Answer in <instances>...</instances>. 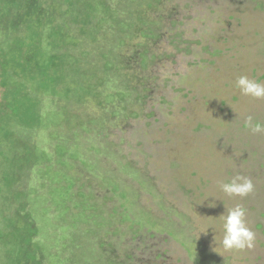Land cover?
Masks as SVG:
<instances>
[{"label": "rangeland", "instance_id": "374dc122", "mask_svg": "<svg viewBox=\"0 0 264 264\" xmlns=\"http://www.w3.org/2000/svg\"><path fill=\"white\" fill-rule=\"evenodd\" d=\"M158 2L160 11L137 3L142 17L157 26L135 27L136 35L122 49L133 80L114 46L108 43L104 50L111 70L101 74L102 85L111 83L119 104L91 102L85 109L94 119L89 124L65 104L44 110L54 118L48 132L58 128L64 139H57L58 154L81 157L67 164L73 166L75 189L100 203L106 219L105 226L86 234L84 224L75 222L81 214L68 209L71 193L61 189L65 182L57 176L51 183L57 193L49 187L39 195L41 229L50 219L60 227V248L47 264H108L90 238L95 232L99 242L113 245L109 255L117 260L111 264H264V135L243 127L248 115L264 123V100L241 96L235 87L241 75L264 83V0ZM178 11L181 15L172 17ZM142 55L147 69L140 66ZM126 98L136 103L127 107ZM77 127L88 131L80 145ZM134 144L139 151L132 150ZM237 174L254 185L244 199L229 198L219 187ZM237 204L246 209L254 246L225 252L219 216ZM79 234L89 241L77 249Z\"/></svg>", "mask_w": 264, "mask_h": 264}, {"label": "trees", "instance_id": "16d2710c", "mask_svg": "<svg viewBox=\"0 0 264 264\" xmlns=\"http://www.w3.org/2000/svg\"><path fill=\"white\" fill-rule=\"evenodd\" d=\"M141 1L144 7L160 11L159 0H0L1 264H47L52 253L58 252L60 227L51 225V219L46 228L39 225V195L44 188L56 191L57 184L51 183L57 176L65 182L61 189L71 193L68 209L81 214L75 219L76 224L82 222L86 234L92 227L105 226L102 205L87 201L69 176L73 167L68 168L69 161H79L81 157L66 159L58 154V128L48 132L54 118L47 117L44 110L48 107L55 110L53 104H65L75 117L89 124L94 119L85 113L88 104L104 105L109 99L120 103L115 97L119 92L111 83L102 85L101 74L111 70L104 50L108 43L114 46L123 59V65L119 64L127 72L128 81L133 80L131 61L121 53L136 35V29L152 23L142 17L137 5ZM166 14L159 16L164 18ZM178 15L179 11L172 13V17ZM172 25L175 27L177 21H172ZM149 30L146 27L141 34L147 36ZM91 53L96 56L90 58ZM143 57L140 56V66L147 69L149 61ZM124 101L127 107L136 103L130 98ZM87 132L77 127V144L83 142ZM132 150L139 151V147L134 144ZM53 155H58L54 162ZM42 177L43 186L39 185ZM90 238L107 254L108 264L117 260L109 255L113 245L109 248L99 242L96 232ZM88 241L86 235L79 234L75 247L80 249ZM82 259L79 254L78 262Z\"/></svg>", "mask_w": 264, "mask_h": 264}, {"label": "clouds", "instance_id": "9594fccd", "mask_svg": "<svg viewBox=\"0 0 264 264\" xmlns=\"http://www.w3.org/2000/svg\"><path fill=\"white\" fill-rule=\"evenodd\" d=\"M235 87L241 96L264 100V83L250 79L247 75L239 76L235 81ZM243 127L252 135H264V123L254 119L252 115L244 118ZM219 187L229 198L244 199L254 191L251 178L240 174H237L230 182H221ZM209 206L215 207L216 205L210 204ZM219 218L222 220L223 230L220 246L225 252L244 251L254 246L255 233L246 223V209L242 205L237 204L233 208H225V212ZM214 242L216 243L215 237Z\"/></svg>", "mask_w": 264, "mask_h": 264}]
</instances>
